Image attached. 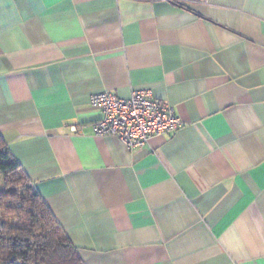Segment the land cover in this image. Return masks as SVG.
Masks as SVG:
<instances>
[{
    "label": "crops",
    "instance_id": "obj_1",
    "mask_svg": "<svg viewBox=\"0 0 264 264\" xmlns=\"http://www.w3.org/2000/svg\"><path fill=\"white\" fill-rule=\"evenodd\" d=\"M135 88L183 125L96 133ZM0 133L85 264H264V0H0Z\"/></svg>",
    "mask_w": 264,
    "mask_h": 264
},
{
    "label": "trees",
    "instance_id": "obj_2",
    "mask_svg": "<svg viewBox=\"0 0 264 264\" xmlns=\"http://www.w3.org/2000/svg\"><path fill=\"white\" fill-rule=\"evenodd\" d=\"M0 264H85L0 133Z\"/></svg>",
    "mask_w": 264,
    "mask_h": 264
},
{
    "label": "built area",
    "instance_id": "obj_3",
    "mask_svg": "<svg viewBox=\"0 0 264 264\" xmlns=\"http://www.w3.org/2000/svg\"><path fill=\"white\" fill-rule=\"evenodd\" d=\"M91 103L102 110L96 133L116 135L130 148L143 147L153 134L172 133L183 125L174 106L150 88H135L128 97L99 91L91 95Z\"/></svg>",
    "mask_w": 264,
    "mask_h": 264
},
{
    "label": "rangeland",
    "instance_id": "obj_4",
    "mask_svg": "<svg viewBox=\"0 0 264 264\" xmlns=\"http://www.w3.org/2000/svg\"><path fill=\"white\" fill-rule=\"evenodd\" d=\"M1 180V179H0Z\"/></svg>",
    "mask_w": 264,
    "mask_h": 264
}]
</instances>
